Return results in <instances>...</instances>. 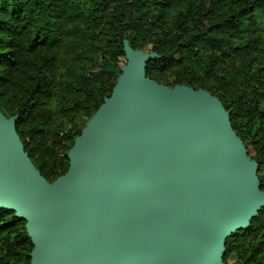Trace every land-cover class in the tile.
<instances>
[{"label": "water", "instance_id": "water-1", "mask_svg": "<svg viewBox=\"0 0 264 264\" xmlns=\"http://www.w3.org/2000/svg\"><path fill=\"white\" fill-rule=\"evenodd\" d=\"M124 51L52 182L0 112V207L25 219L30 264H223L226 237L264 205L257 165L218 98L156 83L154 53Z\"/></svg>", "mask_w": 264, "mask_h": 264}, {"label": "trees", "instance_id": "trees-1", "mask_svg": "<svg viewBox=\"0 0 264 264\" xmlns=\"http://www.w3.org/2000/svg\"><path fill=\"white\" fill-rule=\"evenodd\" d=\"M145 76L218 98L264 191V0H0V112L49 182L110 96L124 42ZM25 219L0 207V264H30ZM223 264H264V205L224 242Z\"/></svg>", "mask_w": 264, "mask_h": 264}, {"label": "rangeland", "instance_id": "rangeland-1", "mask_svg": "<svg viewBox=\"0 0 264 264\" xmlns=\"http://www.w3.org/2000/svg\"><path fill=\"white\" fill-rule=\"evenodd\" d=\"M143 52H148V51H143ZM123 60H124V63H126L127 58H126V55H125V54H124ZM162 85H164V86H166V87H169V88H172V87H170V86H168V85H165V84H162ZM189 87H190V86H189ZM193 89H194V88H193ZM198 89H202V88H198ZM202 90H204V89H202ZM245 152H246V155H247L248 157H250V156L248 155L246 149H245ZM30 160H31V159H30ZM31 162H32V161H31ZM222 263H223V261H222Z\"/></svg>", "mask_w": 264, "mask_h": 264}]
</instances>
